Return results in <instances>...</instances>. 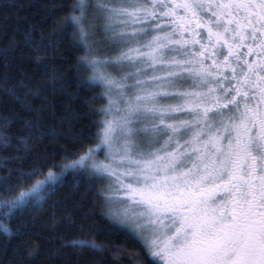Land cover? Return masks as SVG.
<instances>
[{"label":"trees","instance_id":"16d2710c","mask_svg":"<svg viewBox=\"0 0 264 264\" xmlns=\"http://www.w3.org/2000/svg\"><path fill=\"white\" fill-rule=\"evenodd\" d=\"M128 1L0 0V264H156L109 213L108 175L82 164L103 157L107 82L129 83L108 23Z\"/></svg>","mask_w":264,"mask_h":264},{"label":"rangeland","instance_id":"374dc122","mask_svg":"<svg viewBox=\"0 0 264 264\" xmlns=\"http://www.w3.org/2000/svg\"><path fill=\"white\" fill-rule=\"evenodd\" d=\"M134 1L117 4L108 22L121 34L115 42L109 39V48L124 47L117 58L131 73L129 83L115 95L114 83L107 82L112 98L106 147L96 148L103 157L89 154L82 164L108 175L109 213L122 216L156 264H237L236 257L226 260L199 248L200 239L213 235L216 216L209 197L196 203L187 194L218 181L252 148L253 74L221 66L207 41L186 33L159 7L161 0ZM180 82L189 86L174 111L166 99H177L169 94ZM44 187L41 182L25 195H38Z\"/></svg>","mask_w":264,"mask_h":264},{"label":"flooded vegetation","instance_id":"af4514ba","mask_svg":"<svg viewBox=\"0 0 264 264\" xmlns=\"http://www.w3.org/2000/svg\"><path fill=\"white\" fill-rule=\"evenodd\" d=\"M165 2L166 12L186 33L207 41L221 66L233 72L247 68L253 74L252 148L218 181L187 195L196 203L209 197L206 203L216 216L213 235L200 239L199 248L226 260L236 257L237 264H264V0Z\"/></svg>","mask_w":264,"mask_h":264},{"label":"bare ground","instance_id":"6f19581e","mask_svg":"<svg viewBox=\"0 0 264 264\" xmlns=\"http://www.w3.org/2000/svg\"><path fill=\"white\" fill-rule=\"evenodd\" d=\"M163 7H165V6H163ZM168 8V7H167ZM166 9V8H165ZM167 11V10H166ZM171 13V12H170ZM170 16V15H169Z\"/></svg>","mask_w":264,"mask_h":264}]
</instances>
